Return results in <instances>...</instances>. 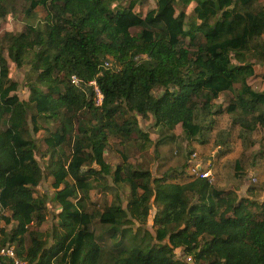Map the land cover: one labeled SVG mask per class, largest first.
I'll list each match as a JSON object with an SVG mask.
<instances>
[{"label":"trees","instance_id":"trees-1","mask_svg":"<svg viewBox=\"0 0 264 264\" xmlns=\"http://www.w3.org/2000/svg\"><path fill=\"white\" fill-rule=\"evenodd\" d=\"M142 2L0 0V23L18 14L25 23L21 32L0 35V248L15 244L24 264H190L177 249L192 264H264V201L220 189L208 177L183 179L190 163L154 178L123 152L114 171L104 156L111 137L124 145L137 134L140 149L149 146L138 116L166 131L180 127L191 146L206 129L198 116L226 114L239 136L259 131L264 145V91L250 84L264 68V6L157 0L143 16L136 11ZM4 48L18 68H29L27 101L17 95ZM110 59L119 71L103 67ZM227 92L228 106H217ZM40 131L53 197L34 191L44 178L34 137ZM109 176L128 188L127 208L118 199L90 211L94 183ZM151 200L159 208L155 238L140 228ZM50 202L57 206L51 244L41 230ZM92 224L105 229L108 243Z\"/></svg>","mask_w":264,"mask_h":264},{"label":"rangeland","instance_id":"rangeland-1","mask_svg":"<svg viewBox=\"0 0 264 264\" xmlns=\"http://www.w3.org/2000/svg\"><path fill=\"white\" fill-rule=\"evenodd\" d=\"M156 1L143 0L142 5L138 6L136 11L144 16L148 9L155 5ZM258 5L264 6V0H258ZM194 6L195 4L192 3L187 7L186 11L191 14ZM177 9H180V5L177 6ZM40 15L43 16V13H40ZM24 25L21 15H9L0 23V35L3 36L5 32H21L24 29ZM3 55L8 62L10 78L19 85L17 95L21 100L27 101L29 99V89L26 86V77L29 73V68L27 66L18 68L9 58L7 48H4ZM108 62L110 69L120 70V67L113 60L110 59ZM258 73V76L254 77L250 84L256 91H264V81L261 79L262 68H258ZM162 93V89L154 91L156 96H160ZM231 98L232 94L227 92L214 102L217 106L227 107ZM137 118L138 128L142 133H147L152 142H149V146L146 149L141 150L140 145L143 141L140 139V135L136 134L137 140L124 145L120 143L119 139L111 137L104 156L113 171L116 166L123 162L122 152L127 155L130 163L149 169L154 178L161 177L170 170L174 171L173 174L178 173V171L183 170L184 166L187 165L188 167L190 163L192 167L186 168L187 176L183 177V179H189V175L194 174L192 169L196 166V169L211 171V181L220 189L234 190L240 197H253L258 201H264V145L262 134L259 131L254 133L243 132L239 136V128H231L233 118L229 115L223 114L206 119L198 116V120L206 126V129L202 138L189 146L190 144L183 138L180 127L173 131H166L157 127L153 118L148 120H144L140 116ZM213 120L215 122L212 123ZM40 125L45 127L43 122H40ZM32 128L33 125L31 124L30 129L33 131ZM34 137L37 139L39 147L36 158L44 170V178L41 184L34 188V191L36 195L47 194L49 197H53V179L47 169L48 158L45 157L47 145L44 139L46 134L44 131H40L34 134ZM155 143H160L157 150L155 149ZM64 152L68 153V149L65 148ZM236 162L237 167H240L239 169H235ZM93 167L99 169L96 165ZM94 186V190L90 193L91 203L88 202L90 211H100L106 206L116 203L118 199H120L123 208H127L129 190L126 186L115 185L111 176L107 177L103 182H95ZM251 188L254 189L252 193L249 192ZM48 207L50 211L48 220L41 230L47 235L49 244H51L52 226L56 222L57 206L50 202ZM150 207L151 213L148 222L140 228L155 238L153 220L159 208L153 200L150 201ZM136 228H139V225L135 224L132 229L135 230ZM90 229L98 233L99 236L103 235V243H108L107 234L103 231L105 229L96 224H92ZM182 252L181 249L176 250V257L182 258L181 256L184 255ZM184 259L192 263L191 259L187 257H184Z\"/></svg>","mask_w":264,"mask_h":264},{"label":"built area","instance_id":"built-area-1","mask_svg":"<svg viewBox=\"0 0 264 264\" xmlns=\"http://www.w3.org/2000/svg\"><path fill=\"white\" fill-rule=\"evenodd\" d=\"M109 65H110L109 62H105L103 67L108 68ZM72 83L78 86L80 81L77 79V77L73 76L72 77ZM91 85L95 86V92L97 95V102L101 103V101H102L101 92L96 87V84L94 82H92ZM192 170H193L194 174L199 175L200 177H203V178L208 177V178L212 179V174H211V171H209V170H199V169H196V166ZM0 239H1V234H0ZM2 258H7V259L12 260L13 264H24L23 262H21L18 259L14 245L8 244V245L0 248V259H2Z\"/></svg>","mask_w":264,"mask_h":264},{"label":"crops","instance_id":"crops-1","mask_svg":"<svg viewBox=\"0 0 264 264\" xmlns=\"http://www.w3.org/2000/svg\"><path fill=\"white\" fill-rule=\"evenodd\" d=\"M263 71H264V68L262 69ZM178 250V249H177ZM182 250V249H181ZM183 253V252H182ZM184 254V253H183ZM182 258L181 259H183L184 257H186V255L184 254L183 256H181ZM190 264H192V263H190Z\"/></svg>","mask_w":264,"mask_h":264}]
</instances>
